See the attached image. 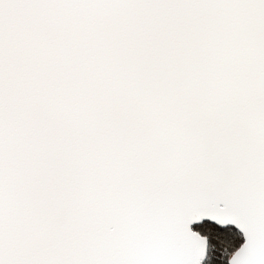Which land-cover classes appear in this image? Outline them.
Masks as SVG:
<instances>
[{"label": "snow or ice", "instance_id": "6c2138e0", "mask_svg": "<svg viewBox=\"0 0 264 264\" xmlns=\"http://www.w3.org/2000/svg\"><path fill=\"white\" fill-rule=\"evenodd\" d=\"M0 264H264V0H0Z\"/></svg>", "mask_w": 264, "mask_h": 264}]
</instances>
